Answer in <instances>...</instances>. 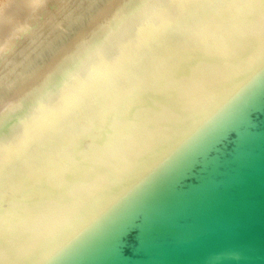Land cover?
I'll use <instances>...</instances> for the list:
<instances>
[{
  "label": "water",
  "instance_id": "95a60500",
  "mask_svg": "<svg viewBox=\"0 0 264 264\" xmlns=\"http://www.w3.org/2000/svg\"><path fill=\"white\" fill-rule=\"evenodd\" d=\"M83 29L0 108V264H264V0Z\"/></svg>",
  "mask_w": 264,
  "mask_h": 264
},
{
  "label": "bare ground",
  "instance_id": "6f19581e",
  "mask_svg": "<svg viewBox=\"0 0 264 264\" xmlns=\"http://www.w3.org/2000/svg\"><path fill=\"white\" fill-rule=\"evenodd\" d=\"M104 1L16 0L18 15L30 13V16L25 24H20L23 17L16 15L5 25H0L4 28L0 41V108L18 94L25 83L34 81L56 62L64 47L85 32L83 27L90 19L115 0ZM51 51L48 57L40 60Z\"/></svg>",
  "mask_w": 264,
  "mask_h": 264
},
{
  "label": "rangeland",
  "instance_id": "374dc122",
  "mask_svg": "<svg viewBox=\"0 0 264 264\" xmlns=\"http://www.w3.org/2000/svg\"><path fill=\"white\" fill-rule=\"evenodd\" d=\"M106 1V0H105ZM104 1V2H105ZM17 3H19V1H17ZM17 3H16V0L14 1V0H0V25L2 24V25H5L6 24V21H11L12 19H14L15 17H16V15L18 16V18H21V17H23V18H21L20 19V24H25L26 23V20L29 18V16H30V13H28V14H26V16H19L18 14H19V7H17V6H19V4L17 5ZM16 11L17 10V12H14V10ZM99 9V8H98ZM97 9V10H98ZM96 10V11H97ZM94 13H95V11H93ZM24 17H25V19H24ZM27 21H29V19L27 20ZM5 22V23H4ZM25 22V23H24ZM1 25V26H2ZM0 28H2V27H0ZM3 29L4 28H2V30L0 29V41L1 40H3V34H2V32H3ZM67 37V36H66ZM15 38H17V36L15 37ZM53 51V50H52ZM52 51L49 53V54H44V57H42L40 60L42 61L43 59H45L46 57H48V55H50L51 53H52ZM39 60V61H40ZM38 61V60H37ZM36 61V62H37ZM38 61V62H39ZM41 61L39 62V64L41 63ZM37 62V63H38ZM39 64H38V66H39ZM38 66H37V68H38ZM37 68L35 69V71L37 70ZM33 71H31L30 73H32ZM30 73H28L24 78H26Z\"/></svg>",
  "mask_w": 264,
  "mask_h": 264
}]
</instances>
